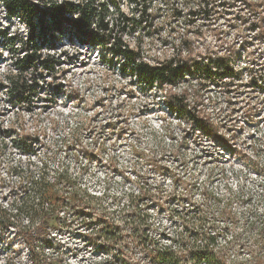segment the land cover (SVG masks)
Here are the masks:
<instances>
[{
  "label": "clouds",
  "instance_id": "1",
  "mask_svg": "<svg viewBox=\"0 0 264 264\" xmlns=\"http://www.w3.org/2000/svg\"><path fill=\"white\" fill-rule=\"evenodd\" d=\"M0 264H264V0H0Z\"/></svg>",
  "mask_w": 264,
  "mask_h": 264
}]
</instances>
